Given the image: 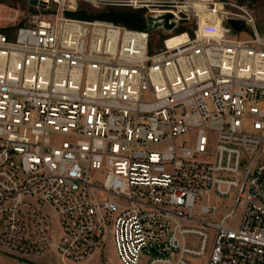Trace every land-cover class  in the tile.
Returning a JSON list of instances; mask_svg holds the SVG:
<instances>
[{"label":"built area","instance_id":"1","mask_svg":"<svg viewBox=\"0 0 264 264\" xmlns=\"http://www.w3.org/2000/svg\"><path fill=\"white\" fill-rule=\"evenodd\" d=\"M127 6L195 27L168 36L68 17L62 4L0 30V254L86 264L110 241L119 264H264L254 12L214 0Z\"/></svg>","mask_w":264,"mask_h":264},{"label":"rangeland","instance_id":"2","mask_svg":"<svg viewBox=\"0 0 264 264\" xmlns=\"http://www.w3.org/2000/svg\"><path fill=\"white\" fill-rule=\"evenodd\" d=\"M42 1V0H41ZM154 2L159 1H170V0H153ZM214 1H227L230 3L242 4L241 0H214ZM129 0H61L57 2L55 0H49L44 6L32 5L30 0H0V30L10 31V28L15 27V25L20 23H26L32 15L36 14H51L56 12L57 9L65 4L66 7L70 8L69 11H87L96 12L105 9L109 5H121L127 6ZM253 12L257 20L259 31L264 35V0H256L254 2L246 1L244 2ZM132 8H137L135 6H128ZM202 13V12H201ZM205 14H207L205 12ZM204 21L205 18H203ZM208 25V24H207ZM187 30L193 31L195 27V20L191 18L186 26ZM212 27H216L213 25ZM232 32L241 38H248L250 34L247 31L239 34L232 29ZM162 37L160 35H155L153 37V43L155 47H161ZM219 206L221 209L226 205L232 207V203L226 199H221ZM119 257L113 242L108 241L105 246H102L95 255L89 259L86 264H119ZM0 264H59L55 257L51 254H40L38 256L31 257H12L6 254H0Z\"/></svg>","mask_w":264,"mask_h":264},{"label":"trees","instance_id":"3","mask_svg":"<svg viewBox=\"0 0 264 264\" xmlns=\"http://www.w3.org/2000/svg\"><path fill=\"white\" fill-rule=\"evenodd\" d=\"M247 0H241L242 4ZM250 2H254L256 0H248ZM68 17L81 19V20H104L113 22L116 24H121L126 27L136 29V30H145L147 29L146 18L149 15L148 10L146 8H132L128 6L121 5H109L103 10H99L96 12H87V11H68L66 13ZM23 25V23L15 25V27H11V29H16ZM186 31V28L181 26L175 32L176 35L181 34ZM162 38H166V35H161Z\"/></svg>","mask_w":264,"mask_h":264},{"label":"water","instance_id":"4","mask_svg":"<svg viewBox=\"0 0 264 264\" xmlns=\"http://www.w3.org/2000/svg\"><path fill=\"white\" fill-rule=\"evenodd\" d=\"M30 3L44 6L46 1L30 0ZM146 22L148 30L152 32L162 31L168 36L173 35L180 26L179 18L172 11L152 13L147 16ZM229 24L238 32L245 28V23L242 20L230 19Z\"/></svg>","mask_w":264,"mask_h":264},{"label":"bare ground","instance_id":"5","mask_svg":"<svg viewBox=\"0 0 264 264\" xmlns=\"http://www.w3.org/2000/svg\"><path fill=\"white\" fill-rule=\"evenodd\" d=\"M46 1H49V0H46ZM57 2H61V0H55ZM73 1V0H72ZM136 2H139L140 0H135ZM203 24H204V29L205 30H210V31H216L217 28L216 27H211L209 29V26L207 25L206 21L202 20ZM182 40V37H175L173 38L171 41H169V44H173V43H176L178 41Z\"/></svg>","mask_w":264,"mask_h":264}]
</instances>
